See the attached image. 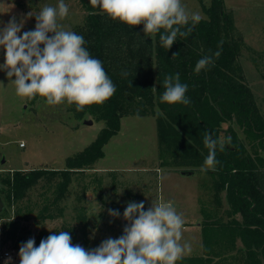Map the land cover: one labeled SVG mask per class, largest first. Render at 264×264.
I'll list each match as a JSON object with an SVG mask.
<instances>
[{
	"label": "trees",
	"instance_id": "1",
	"mask_svg": "<svg viewBox=\"0 0 264 264\" xmlns=\"http://www.w3.org/2000/svg\"><path fill=\"white\" fill-rule=\"evenodd\" d=\"M76 1L85 19L71 31L84 37V47L102 62L116 92L105 103L86 106L82 111H77L75 104L65 102V105L76 120L90 115L95 120H103L105 125L94 141L66 158L64 168L1 173L0 194L6 205L2 213L11 212L16 206L13 226L32 219L34 208L26 206L25 202L32 200V192L41 186L45 188L41 197L46 198L35 218L44 222L63 217L65 207L61 203L66 198L73 174L92 167L104 156V146L119 132L123 117L152 115L156 117L160 147L170 153L169 158H160L166 165L169 162L172 166L204 165L208 155L203 142L206 131L216 139L231 137V144H225L224 151L217 149L219 163L215 170H208L219 176L217 192L226 190L230 208L226 212L230 217L228 222L222 218L214 223L229 225L231 245L240 238L242 246L234 249V253L238 252V257L246 264H264V167L257 165V161L264 160L261 156V152L264 153V116L239 61L240 40L232 34L234 19L225 8L224 0H211L208 6L204 5L206 16H201L188 37L178 35L169 50L159 39L163 29L154 35H145L143 25L128 26L112 20L99 8H93L90 0ZM221 41L222 46L218 48ZM217 50L220 56H213L212 64L195 72L197 62ZM174 53L179 54L173 57ZM176 73L181 83L188 85L186 97L191 101L188 105H169L160 100L165 91V76ZM28 100L36 104L45 98L37 96ZM234 121L238 128L234 127ZM224 123L228 126L224 127ZM240 128L260 140L254 156L239 136L237 130ZM53 185L55 194L48 196L46 188ZM77 199L80 201L81 197ZM69 230L72 231H64ZM72 243L76 244L73 238Z\"/></svg>",
	"mask_w": 264,
	"mask_h": 264
},
{
	"label": "rangeland",
	"instance_id": "2",
	"mask_svg": "<svg viewBox=\"0 0 264 264\" xmlns=\"http://www.w3.org/2000/svg\"><path fill=\"white\" fill-rule=\"evenodd\" d=\"M210 1L181 0L189 13H199L202 17L206 16L204 5L208 6ZM58 3L59 0H0V22H2L0 28L15 17L17 23L23 24L20 35L24 31L34 30L35 15L44 6L56 7ZM64 3L68 6L69 13L66 18L58 22L65 30L71 31L74 26L83 23L85 13L76 0H64ZM224 3L225 8L233 15L232 34L240 40L239 61L264 116V0H224ZM3 63L4 49L0 47V65ZM86 119L93 120V123L86 124ZM104 125L103 120H95L90 115L83 120H76L65 103L48 105L46 100H40L36 104H31L28 98L16 95L15 85L7 77L6 71L0 70V174L18 169L64 168L66 158L79 153L94 141ZM233 125L238 128L236 121ZM223 126L227 127L228 123H224ZM156 130L155 116L124 117L120 136L118 138L114 136L105 149L106 157L100 158L92 167L80 169L73 174L68 188L70 193H66V198L61 203L65 207L63 217L55 220L46 219L44 222H39L35 218L46 198V196L41 197V193L45 191L41 186L32 192V200L25 202L26 206L30 205L34 208L32 219L19 221V226H13L16 206L11 212L1 213L0 264H5L9 259L1 257L9 249H13L10 264H20L21 244L34 238L35 246L38 247L39 240L52 234V231L72 229L69 232L74 242L86 249L98 247L107 238H118L123 235V229L128 223L123 219V213L128 202H140L143 199L141 202L151 207L152 204L159 202V195L160 197L163 195L159 189L161 184H158L157 173L143 172L145 167L148 169L149 165L155 164L156 161L153 159L157 158V155L159 159L170 156L168 151L161 149ZM237 131L244 140L247 150L254 156L255 151H258L260 140L250 136L242 128ZM22 143L24 146H20ZM261 154L264 157V153ZM257 163L260 167H264V160ZM167 165L172 166L170 162ZM203 166L173 167L198 169ZM109 167H117L118 170L109 171ZM212 173L215 177L216 193L220 188L219 176ZM143 176L145 178H142ZM198 176L197 178H200L202 175L199 173ZM133 178L145 181L148 187L139 185V188L133 187L134 192H132L128 186L131 185L129 180ZM47 188L48 196L55 194L54 185ZM193 193L190 194H197ZM221 193L226 197V190ZM78 196L81 197L80 201L77 199ZM109 209L117 210L120 213L119 217H111L108 213ZM228 211L224 212L223 219H230L226 215ZM199 217H201L200 212L194 216H183L185 224L189 226L183 229L182 243H190L193 239L195 246H191V251L187 252L177 264H205V262L209 264V262L214 263L215 260H217L215 264H246L244 259L234 255V249L239 247L241 240L237 238L235 244L231 245L229 226H213L215 230L211 228L212 226H207L205 233L209 256L207 258L200 256V260L197 257H187L193 253L201 254L197 249V239L200 240L202 237L201 230H195L196 226L192 225L199 222ZM216 230L219 231L220 239H215L216 237L212 235ZM212 242H214V251L210 247Z\"/></svg>",
	"mask_w": 264,
	"mask_h": 264
},
{
	"label": "clouds",
	"instance_id": "3",
	"mask_svg": "<svg viewBox=\"0 0 264 264\" xmlns=\"http://www.w3.org/2000/svg\"><path fill=\"white\" fill-rule=\"evenodd\" d=\"M90 4L112 20L131 27L143 25L145 35L163 29L159 39L168 50L178 35L188 37L202 19L199 13H189L181 0H90ZM68 13L64 0H59L56 7L44 6L35 15V29L22 35L23 24L11 18L0 28V47L4 49L0 70L6 71L17 96L28 99L39 96L48 105L67 102L82 111L86 106L105 103L115 94L116 86L102 62L84 47V37L65 30L58 22ZM178 54L174 53L173 57ZM213 56L218 58L220 51L202 57L195 72L212 64ZM163 87L162 103L190 104L186 97L188 85L181 83L179 73L165 76ZM203 142L208 155L202 171H214L219 163L217 149L224 151L225 144H231V137L216 139L206 131ZM108 213L113 218L120 215L112 209ZM123 219L128 222L123 235L107 238L93 249L74 245L69 231H52L38 247L35 239L30 238L19 248L20 264H177L191 251L190 243H182L185 220L172 202L161 199L145 210L143 202L130 201ZM10 260L11 257L5 264H10Z\"/></svg>",
	"mask_w": 264,
	"mask_h": 264
},
{
	"label": "crops",
	"instance_id": "4",
	"mask_svg": "<svg viewBox=\"0 0 264 264\" xmlns=\"http://www.w3.org/2000/svg\"><path fill=\"white\" fill-rule=\"evenodd\" d=\"M123 119L124 117L121 119V126L119 132L116 135H114L116 138L120 136V131H122ZM154 137H155V132H154ZM156 137L158 139L157 130H156ZM110 142H112V140H110L108 143L105 144L104 146L105 154L102 158L106 157L107 152L105 149H107V147L110 145ZM153 160L156 161L155 164L149 165L148 169H146L145 167L143 169V172L148 171V172L157 173L158 184H161V186L159 185V189L163 194L161 197L159 195V201L162 199L165 202H172L177 213L182 214V216H186V215L194 216V215H198L200 212L201 217H199L198 220L199 222H195V224L192 225L196 226L195 230L197 231L201 230L202 237L200 240L197 239V249L201 251V254L193 253V254H189L187 257H197L198 260H200L199 258L200 256L207 258L209 254L207 251L208 240L206 237L205 229L208 228L207 226H212L211 228L213 230H215V227L213 226H229L226 222L214 223L215 220L224 218L223 217L224 212L230 209L229 204L227 203L228 201L227 197H224V194L221 193L223 190H220L219 192L215 193V186H214L215 177L212 172L208 170L202 171L201 167L196 169L193 167L189 168V167L168 166L161 163V159H159V155H157V158H154ZM116 170H118L117 167H109V171L116 172ZM199 173L202 176L200 178H197L199 177L198 176ZM142 178L145 177L143 176ZM161 179L162 182L160 183ZM129 183H131V185L128 186V189H130L132 192H134L132 188L133 187L139 188L138 187L139 185H142L143 187L146 188L148 187L145 184L146 183L145 181H141L135 178L129 180ZM176 185H180V187H175ZM193 192L197 194L193 195L194 194ZM190 193L193 194L191 195ZM143 198H145V196ZM208 198L210 199L207 201ZM142 200H140V202ZM212 200L213 202H211ZM144 205H145V210H147L149 208V205H147L146 203H144ZM191 208L193 209L191 210ZM209 220H213V221H209ZM224 220H228V219H224ZM185 226H189V225L184 224V227ZM218 232L219 231L216 230L214 234H212L214 235V237H216L215 239H220ZM189 241H190V237H189ZM190 245L195 246V241L193 239H191ZM240 246H242L241 241L239 247ZM210 247L212 248L213 251L215 250L214 242L211 243ZM238 254L239 253L237 252L234 255L238 257ZM215 263H217V260H215L214 263L209 262V264H215Z\"/></svg>",
	"mask_w": 264,
	"mask_h": 264
},
{
	"label": "water",
	"instance_id": "5",
	"mask_svg": "<svg viewBox=\"0 0 264 264\" xmlns=\"http://www.w3.org/2000/svg\"><path fill=\"white\" fill-rule=\"evenodd\" d=\"M85 123L86 124H92L93 123V120L86 119L85 120ZM5 207H6L5 202H4V200H3V198H2V196L0 194V214L4 211Z\"/></svg>",
	"mask_w": 264,
	"mask_h": 264
},
{
	"label": "built area",
	"instance_id": "6",
	"mask_svg": "<svg viewBox=\"0 0 264 264\" xmlns=\"http://www.w3.org/2000/svg\"><path fill=\"white\" fill-rule=\"evenodd\" d=\"M20 146H24V143L20 144ZM12 254H13V249H9V250H6L3 254H2V258H9V257H12Z\"/></svg>",
	"mask_w": 264,
	"mask_h": 264
}]
</instances>
